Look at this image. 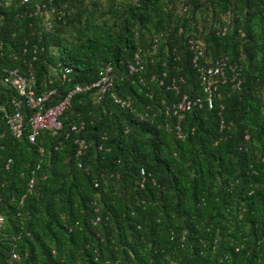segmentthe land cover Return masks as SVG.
<instances>
[{"label": "trees", "instance_id": "obj_1", "mask_svg": "<svg viewBox=\"0 0 264 264\" xmlns=\"http://www.w3.org/2000/svg\"><path fill=\"white\" fill-rule=\"evenodd\" d=\"M53 1L64 15L50 29L30 12L33 1L0 5V264L12 250L18 264H264V0ZM197 11L214 20L202 38L191 34ZM189 38L204 42L201 62H239L242 83L221 85L214 108L186 111L181 139L170 118L139 112L178 99L166 88L173 77L184 78L181 92L203 95ZM138 50L145 67L130 74ZM105 62L134 109L82 91L56 134L43 130L31 142L10 133L6 116L21 97L2 82L7 69L31 71L37 93L57 87L58 101L94 82ZM22 111H30L24 102ZM79 121L84 128L72 131ZM75 137L87 141L80 157Z\"/></svg>", "mask_w": 264, "mask_h": 264}, {"label": "built area", "instance_id": "obj_2", "mask_svg": "<svg viewBox=\"0 0 264 264\" xmlns=\"http://www.w3.org/2000/svg\"><path fill=\"white\" fill-rule=\"evenodd\" d=\"M20 4H28L31 1L34 2L33 12L38 15L46 28H52L54 20H60L64 15V10L57 4H54L53 0H17ZM11 0H0V5H8ZM187 8H183L185 11ZM25 12H28L25 10ZM0 16V22H1ZM222 16V20H225ZM226 21V20H225ZM217 33L225 34L228 30L226 24H213ZM162 34L154 37L150 49V54L156 52L157 45ZM0 41V48H1ZM188 47L192 52V63L196 67L198 72L199 83L202 86L203 95L190 96L185 92H181L180 83L184 82L183 77H173L166 85L167 89L173 90L178 99L167 102L162 100V105L158 107V111H154L151 106L147 105L145 109L139 112V116L142 119L152 118L154 119L157 113H162L166 118H170L174 121L173 131L178 138H183L181 132L180 122L184 117L186 111L191 110L194 107H205L212 109L215 107V102L221 98L222 92L220 86L223 84L229 85L232 89H240L241 79V64L236 60H231L228 56H220L214 59H206L201 62V59L205 56V45L202 40L189 38ZM149 53V52H148ZM149 54V55H150ZM145 51L138 50L132 61L127 65L128 72L130 74L140 73L144 70ZM71 72V68L65 66L60 72V78L65 80L68 73ZM116 75L114 74V67L111 62H105L98 74V78L90 84H76L63 98L58 101H54V97L58 94L57 87H49L43 91L37 93L32 87L31 81L33 75L28 70L27 74H22L17 68H10L6 70V74L3 78V83L12 86L20 95V100H13V111L7 114L6 123L8 124L9 131L15 137H21L24 134L31 142H35L37 137L43 130H48L53 134H56L62 128L61 115L69 107L70 100L73 94L82 91H92L96 95V99L100 101L104 96L116 105L121 107L134 109L129 98L120 96L114 89ZM151 80H156L155 74L151 76ZM140 81H143L141 76ZM160 84H164L160 81ZM25 103L29 108V113L25 115L22 111V103ZM219 113L223 109V104L219 103ZM84 121L72 123L70 129L74 132H80L84 128ZM166 127H170L169 123H165ZM224 126V122L221 119V127ZM74 144H76V157H80L87 149V141L82 137H75ZM11 159L7 160V165ZM80 165V164H78ZM141 174H144L143 169L140 170ZM34 180H29V188L33 186ZM140 186H143V180L139 181ZM97 186V182H95ZM4 221L3 216L0 215V224ZM20 256L16 251H11L8 263L18 264Z\"/></svg>", "mask_w": 264, "mask_h": 264}, {"label": "rangeland", "instance_id": "obj_3", "mask_svg": "<svg viewBox=\"0 0 264 264\" xmlns=\"http://www.w3.org/2000/svg\"><path fill=\"white\" fill-rule=\"evenodd\" d=\"M106 6H107V3H104L103 8H98V11L95 13V15L93 17L96 21L99 20V18L102 15V12L106 8ZM105 16L107 17V15H105ZM105 16H103V17H105ZM196 17H197V23H198V31H192L191 34L195 35L198 38L199 37L202 38L203 33L201 30L205 29L204 31H206L211 26L212 22H214V20L211 17L207 18L208 16H206L204 13H202L200 11H197ZM72 33H74V31H72ZM199 40H201V39H199ZM56 51H57V49H54V52H56ZM51 73L54 76L58 75V69L52 68Z\"/></svg>", "mask_w": 264, "mask_h": 264}]
</instances>
